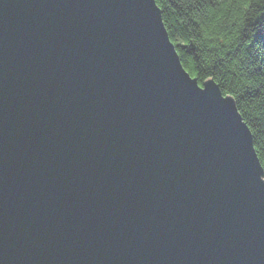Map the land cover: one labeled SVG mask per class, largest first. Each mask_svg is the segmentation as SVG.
<instances>
[{"label": "water", "instance_id": "obj_1", "mask_svg": "<svg viewBox=\"0 0 264 264\" xmlns=\"http://www.w3.org/2000/svg\"><path fill=\"white\" fill-rule=\"evenodd\" d=\"M0 264H264V170L155 0H0Z\"/></svg>", "mask_w": 264, "mask_h": 264}, {"label": "trees", "instance_id": "obj_2", "mask_svg": "<svg viewBox=\"0 0 264 264\" xmlns=\"http://www.w3.org/2000/svg\"><path fill=\"white\" fill-rule=\"evenodd\" d=\"M155 1L185 70L233 97L264 170V0Z\"/></svg>", "mask_w": 264, "mask_h": 264}]
</instances>
